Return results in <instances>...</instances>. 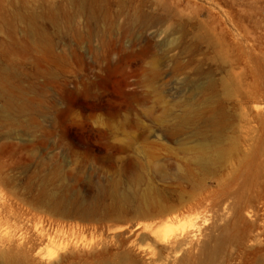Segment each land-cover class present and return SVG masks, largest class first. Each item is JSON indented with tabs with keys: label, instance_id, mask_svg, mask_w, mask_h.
Masks as SVG:
<instances>
[{
	"label": "rangeland",
	"instance_id": "obj_1",
	"mask_svg": "<svg viewBox=\"0 0 264 264\" xmlns=\"http://www.w3.org/2000/svg\"><path fill=\"white\" fill-rule=\"evenodd\" d=\"M212 120L224 145L262 134L260 235L228 264H264V0H0V253L45 234L0 264H159L174 215L202 221L198 253L206 218L249 196L224 197L220 167L179 174Z\"/></svg>",
	"mask_w": 264,
	"mask_h": 264
},
{
	"label": "bare ground",
	"instance_id": "obj_2",
	"mask_svg": "<svg viewBox=\"0 0 264 264\" xmlns=\"http://www.w3.org/2000/svg\"><path fill=\"white\" fill-rule=\"evenodd\" d=\"M210 127L214 131L213 138H204L199 140L194 147L183 148L185 153L193 151V155L189 160L194 165L188 167V169L181 167L179 174L183 178L191 180L194 177V168L207 173L220 167L214 177H216V183L219 184L222 190V195L228 197L230 194H234V187L236 191H239L240 188L243 189L249 196L243 193L238 194L236 199L240 202L244 200L243 204H239L236 208L232 205L230 213H220L218 215L213 212L206 218L211 219L212 222L204 229L205 231L208 230L207 239L203 241L202 246L199 248L197 246L200 249L198 253H194L193 249L197 245L195 237L197 231L201 229L202 221L197 220L195 217L182 218L179 215H174L162 229V237L157 238L153 245L146 249L152 262H158L159 264H228L233 247L243 246L248 240L257 239L260 235L256 225L260 219L259 213L257 208L251 204V199L255 198L252 192L257 188L259 189L262 178V134L250 132V128L240 138L229 139L228 144L224 145L223 141L226 137L218 129L216 120L210 121ZM139 180L140 177L137 178V181ZM231 186L233 187L229 188ZM150 193L152 191L147 190L143 196L148 197L151 195ZM128 196L129 194H124L123 198ZM205 197L197 202H189L188 206H184L185 211L188 210L189 212L200 207L201 200ZM148 199L154 203V197L150 196ZM211 205L219 207L221 202L217 201ZM172 225L181 228L175 229ZM214 230L215 232H213ZM260 231L262 230L260 229ZM44 235L40 232L32 234L28 239L25 236L9 237L10 249L14 248L16 252H1L0 257L12 262L16 260L23 262L26 260L25 255H27V250L24 247L25 242L30 244L32 240H42ZM11 244L13 245L12 248ZM33 246L34 244L31 243L29 250H32ZM73 253L76 252L72 251ZM180 254H182L181 258L178 257ZM70 257V253L62 254L58 257V262L65 258L68 260ZM100 264L137 263L130 252L124 251L117 255L114 263L104 258L100 261Z\"/></svg>",
	"mask_w": 264,
	"mask_h": 264
}]
</instances>
